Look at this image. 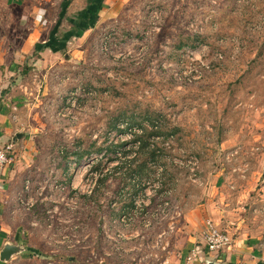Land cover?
Masks as SVG:
<instances>
[{
    "label": "rangeland",
    "instance_id": "1",
    "mask_svg": "<svg viewBox=\"0 0 264 264\" xmlns=\"http://www.w3.org/2000/svg\"><path fill=\"white\" fill-rule=\"evenodd\" d=\"M63 1L0 0V46L44 8L72 59L20 103L22 250L2 264H184L206 221L264 257V0H103L96 20ZM137 125L160 133L132 152Z\"/></svg>",
    "mask_w": 264,
    "mask_h": 264
},
{
    "label": "crops",
    "instance_id": "2",
    "mask_svg": "<svg viewBox=\"0 0 264 264\" xmlns=\"http://www.w3.org/2000/svg\"><path fill=\"white\" fill-rule=\"evenodd\" d=\"M74 1L76 0H72V2ZM92 9L93 0H86L83 15H90L89 12ZM47 14L46 9L37 7L35 12L24 15L22 21L32 22L35 28L24 37L21 45L12 41L7 45L0 46V149L12 145V155L15 157L13 163L0 170V253L8 244L18 245L17 241L20 239L21 227L20 225L17 226L15 221L18 213L16 202L19 201L20 194L25 188L26 175L22 177L25 170V162L23 163V161L29 155L28 149L33 150L32 137H30L29 132L22 129L23 125L19 119L20 103L24 100L23 96L29 98L37 96L39 85L37 82L40 77L37 70L39 68H42L41 73L44 78L49 65L60 64V66H63L72 60L63 54L61 44L65 43L56 30H53L54 28L45 38L43 37L47 29L43 30V27L49 23ZM76 15L78 14L76 13ZM68 16L73 17L74 15ZM58 23L60 27L65 26L63 22L58 21ZM74 34L75 32H72V34L66 32L64 36L68 39L69 36H74ZM49 44H53L57 50L51 47L46 48ZM52 69L47 73H51ZM30 71H35L33 75H36V80L33 82L35 86L28 88L22 76L28 75ZM58 74L56 76H59ZM240 243L241 241H235L232 251L203 255L201 262L196 264H262L257 258L264 262V257L259 255L256 245L249 246L250 242L243 245ZM240 245L245 250L239 248ZM15 256L17 255H14L11 260ZM187 258L184 264L187 263ZM2 263L0 260V264Z\"/></svg>",
    "mask_w": 264,
    "mask_h": 264
},
{
    "label": "built area",
    "instance_id": "3",
    "mask_svg": "<svg viewBox=\"0 0 264 264\" xmlns=\"http://www.w3.org/2000/svg\"><path fill=\"white\" fill-rule=\"evenodd\" d=\"M12 152V145L0 149V170L14 162L15 157ZM205 227L202 243L194 245L195 247L188 256L186 264H194L206 254H220L232 251L235 246V241L231 235L226 230L215 225L213 221H207Z\"/></svg>",
    "mask_w": 264,
    "mask_h": 264
},
{
    "label": "trees",
    "instance_id": "4",
    "mask_svg": "<svg viewBox=\"0 0 264 264\" xmlns=\"http://www.w3.org/2000/svg\"><path fill=\"white\" fill-rule=\"evenodd\" d=\"M102 1L103 0H93V3H96L97 5L95 6V7H93V9H92V11L91 12H89V14L90 15H88V16H85L84 18L86 19V18H90L91 16V18H93V20H96L97 19V14H96V12L98 13V11H99V9H100V4L102 3ZM70 2H72V0H65L64 1V3H63V6H62V13L64 14L66 11H67V8L69 7V4H70ZM94 5V4H93ZM83 18V19H84ZM58 25H59V23H58ZM89 28V25H87V27H85V28H83L82 29V32H83V30H87ZM56 30V29H55ZM76 32V31H75ZM82 32H78V35H81L82 34ZM77 33V32H76ZM75 35V34H74ZM49 47H51V48H55L54 47V45L53 44H49V45H47L46 46V48H49ZM43 48V47H42ZM41 49V48H40ZM54 50H57L56 48L54 49ZM139 128H140V132H142L141 134H142V136H138V135H136L137 136V138H134V140H133V146H132V149H131V151L132 152H134V149L136 148V150H144L146 147H147V143L146 142H148L149 140H147L145 137L147 136V137H151V136H153L154 134H158V133H160V132H158L157 131V127H155V126H153L152 127V129L151 130H153V131H150V133H149V135H145L146 134V132H148L147 130H146V132H145V127H143L142 125H137ZM157 128V129H156ZM155 130V131H154ZM137 134V133H136ZM137 152L138 151H136L135 152V155L137 154ZM139 153V152H138ZM89 155V154H88ZM83 156L81 155H78L77 156V161H79L80 162V160H81V158H82ZM144 166L145 165H142L141 167L140 166H137L136 167V169H134L135 171H134V175H133V177H141V180H142V173H143V171H144ZM135 185H133V187H134Z\"/></svg>",
    "mask_w": 264,
    "mask_h": 264
},
{
    "label": "water",
    "instance_id": "5",
    "mask_svg": "<svg viewBox=\"0 0 264 264\" xmlns=\"http://www.w3.org/2000/svg\"><path fill=\"white\" fill-rule=\"evenodd\" d=\"M19 136L21 137V135ZM21 250L22 249L18 245L8 244L0 253V260L5 263L9 262L14 255L20 254Z\"/></svg>",
    "mask_w": 264,
    "mask_h": 264
}]
</instances>
